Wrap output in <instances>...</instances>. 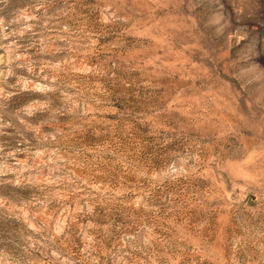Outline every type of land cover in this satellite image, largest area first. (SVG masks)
Listing matches in <instances>:
<instances>
[{
  "label": "rangeland",
  "instance_id": "obj_1",
  "mask_svg": "<svg viewBox=\"0 0 264 264\" xmlns=\"http://www.w3.org/2000/svg\"><path fill=\"white\" fill-rule=\"evenodd\" d=\"M0 264H264V0H0Z\"/></svg>",
  "mask_w": 264,
  "mask_h": 264
}]
</instances>
